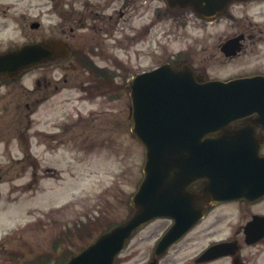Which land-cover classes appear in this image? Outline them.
Returning a JSON list of instances; mask_svg holds the SVG:
<instances>
[{
  "label": "flooded vegetation",
  "instance_id": "af4514ba",
  "mask_svg": "<svg viewBox=\"0 0 264 264\" xmlns=\"http://www.w3.org/2000/svg\"><path fill=\"white\" fill-rule=\"evenodd\" d=\"M43 1L51 3L49 10L21 14L19 42L0 46V52L28 46L37 60L5 80L12 90L18 86L20 97L8 101L15 108H54L56 96L75 89L81 100L88 93L93 101L98 96L117 101L130 89L129 77L165 62L190 66L200 82L245 79L232 91L264 89L246 82L264 78V0H208L222 6L209 15L168 0ZM3 6L0 16L6 17ZM158 21L167 36L176 26L185 34L194 26L196 51L183 46L149 67L131 68L126 63L139 60L142 34L161 26ZM218 122L222 126L216 124L204 137L228 141L224 176L219 179L202 164L199 174L165 183L164 196L152 199L167 204L165 214L137 229L114 264H254L258 259L264 264V116L251 112ZM196 134L186 136L203 137Z\"/></svg>",
  "mask_w": 264,
  "mask_h": 264
},
{
  "label": "rangeland",
  "instance_id": "374dc122",
  "mask_svg": "<svg viewBox=\"0 0 264 264\" xmlns=\"http://www.w3.org/2000/svg\"><path fill=\"white\" fill-rule=\"evenodd\" d=\"M0 3L7 11L0 16V46L19 42L22 13L34 17L51 5L43 0ZM158 22L161 26L142 34L139 60L126 63L131 68L149 67L183 46L196 51L194 26L186 34L176 26L167 36L164 22ZM85 96L81 100L78 89L63 90L54 100L57 107L15 108L8 101L20 97L18 86L12 90L0 81V264H64L109 222L126 215L144 150L130 132L129 89L118 102ZM79 119L81 124L72 126Z\"/></svg>",
  "mask_w": 264,
  "mask_h": 264
},
{
  "label": "water",
  "instance_id": "95a60500",
  "mask_svg": "<svg viewBox=\"0 0 264 264\" xmlns=\"http://www.w3.org/2000/svg\"><path fill=\"white\" fill-rule=\"evenodd\" d=\"M171 4L192 5L193 9L209 15L213 12L212 8H222L206 3L207 0H170ZM34 60H28L25 48L0 53V75H11L31 64ZM148 88L141 87V91L134 88L130 92L132 103L131 131L135 134L146 147V161L143 167V178L141 180L139 192L132 197V205L139 208L133 212L125 221L114 226L110 230L100 234L93 242L77 254L70 256L66 264H113L115 256L122 249L125 240L131 235L132 231L141 224L160 214L161 205L153 203L151 200L154 192V183L162 182L164 169L168 160L173 159L174 165L179 166L177 160L185 161L183 141L178 138L181 130L175 123V118H183L186 115L193 116L198 111V116L205 119H215L220 116L221 111H230L233 104L243 102L240 108L241 113L260 111L257 106L258 101L263 102L261 93H244L238 98H232L230 93L218 92L219 89L231 85L222 82H207L195 84L192 72L189 68L175 71L167 65H163L146 74ZM179 80L180 82H176ZM133 83V81H132ZM181 85L187 87L180 94L187 98H172L178 107H172L170 101V87ZM237 111V110H234ZM233 111V112H234ZM171 136V137H170ZM209 141H199L192 145L189 157L201 163L202 159L216 151V147L207 145ZM211 153L208 155L207 151ZM191 163V162H190ZM160 165L163 166L160 169ZM147 200V201H146Z\"/></svg>",
  "mask_w": 264,
  "mask_h": 264
}]
</instances>
